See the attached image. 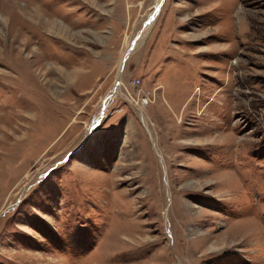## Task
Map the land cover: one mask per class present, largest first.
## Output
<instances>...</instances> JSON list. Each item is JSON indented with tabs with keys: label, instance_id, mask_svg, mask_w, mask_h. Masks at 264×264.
<instances>
[{
	"label": "rangeland",
	"instance_id": "obj_1",
	"mask_svg": "<svg viewBox=\"0 0 264 264\" xmlns=\"http://www.w3.org/2000/svg\"><path fill=\"white\" fill-rule=\"evenodd\" d=\"M159 3L0 0V264H264V0Z\"/></svg>",
	"mask_w": 264,
	"mask_h": 264
},
{
	"label": "bare ground",
	"instance_id": "obj_2",
	"mask_svg": "<svg viewBox=\"0 0 264 264\" xmlns=\"http://www.w3.org/2000/svg\"><path fill=\"white\" fill-rule=\"evenodd\" d=\"M159 2H161V0H159V1L156 0V4H157V5H155V8L153 9V12H152V14H151V16H150V18H149V22L153 20V18H154V13L156 14V12H157L156 10L158 9V6H159V4H160ZM146 27H147V29H148V26H146ZM125 56H126V55H125ZM123 59H124V58H123ZM119 71H120V70H119ZM119 80H120V79H119Z\"/></svg>",
	"mask_w": 264,
	"mask_h": 264
},
{
	"label": "water",
	"instance_id": "obj_3",
	"mask_svg": "<svg viewBox=\"0 0 264 264\" xmlns=\"http://www.w3.org/2000/svg\"><path fill=\"white\" fill-rule=\"evenodd\" d=\"M118 85H119V80L117 79L116 83H115V86L118 87Z\"/></svg>",
	"mask_w": 264,
	"mask_h": 264
},
{
	"label": "built area",
	"instance_id": "obj_4",
	"mask_svg": "<svg viewBox=\"0 0 264 264\" xmlns=\"http://www.w3.org/2000/svg\"><path fill=\"white\" fill-rule=\"evenodd\" d=\"M132 82H133V84L137 83V81H135V80H133ZM143 102L145 103V100H143Z\"/></svg>",
	"mask_w": 264,
	"mask_h": 264
}]
</instances>
